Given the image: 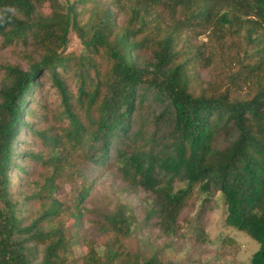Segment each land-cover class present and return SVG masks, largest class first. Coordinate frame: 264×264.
I'll return each mask as SVG.
<instances>
[{"label":"trees","instance_id":"trees-1","mask_svg":"<svg viewBox=\"0 0 264 264\" xmlns=\"http://www.w3.org/2000/svg\"><path fill=\"white\" fill-rule=\"evenodd\" d=\"M0 38L27 59L0 64V264H208L162 252L197 202L186 222L205 242L217 196L264 264V0H0ZM217 66L219 83L201 79ZM35 167L43 183L20 190L11 173ZM88 168L145 194L141 217L119 197L100 210L101 243L79 233Z\"/></svg>","mask_w":264,"mask_h":264},{"label":"rangeland","instance_id":"rangeland-1","mask_svg":"<svg viewBox=\"0 0 264 264\" xmlns=\"http://www.w3.org/2000/svg\"><path fill=\"white\" fill-rule=\"evenodd\" d=\"M44 10H48L47 5L42 7ZM200 38L206 39L205 35ZM79 47V42L76 37L71 40V45L67 52H74L75 48ZM27 59L24 57L22 47L18 45H2L0 38V64H18L22 68L27 67ZM201 79L203 81H211L219 83L221 67H209L200 72ZM4 80L3 72H0V83ZM47 83L44 81V88H47ZM52 90V89H51ZM54 97L48 96V101L52 102ZM54 102V101H53ZM21 140L30 141L27 144H31L32 138H28V135H21ZM33 144V143H32ZM37 146V143H34ZM28 145H20L18 152L23 150L27 151L29 148L34 149L33 146L26 147ZM33 147V148H32ZM36 149V148H35ZM17 164L22 166L24 161H18ZM33 167V164L30 165ZM17 170V168L15 169ZM18 172V171H15ZM86 178L88 181L93 180L92 188L88 197L83 202L81 226L79 233L88 238H92L97 242H102L105 238L103 230L100 228L98 222L94 220L97 218V214L106 204H110L115 197H119L122 201L129 203L136 209V212L141 217L143 215V203L145 194L142 192H136L131 187L121 180L120 176L112 170L100 169H85ZM18 182L22 177V182L27 184L21 186L20 190L28 189V193L38 190L39 186L43 183V178L38 174V168L35 167L34 175H26L23 178L21 173H11ZM83 178L77 175L73 181L63 177L60 181L56 182V188L53 191V195L60 201L67 200L71 202L73 197L76 198L78 189L80 187ZM37 199V198H36ZM36 199H32L34 201ZM38 206V205H37ZM199 202L196 203L195 208H188L185 210L183 216H181L182 227L178 237L173 241V248L165 249L162 254L164 256L171 255L177 260H191V261H206L208 264H250L252 254L259 248V243L247 236L237 229L226 226L223 223L224 210L221 198L217 196L215 198L214 208L205 217V242H196L192 234V228L187 224L186 219L192 217L195 214ZM189 215V217H188ZM150 236L156 244H161L165 240L159 229L153 227L150 230ZM167 241L170 239H166ZM138 242L135 239L131 240ZM76 255L81 253L82 248L80 246L75 247Z\"/></svg>","mask_w":264,"mask_h":264}]
</instances>
